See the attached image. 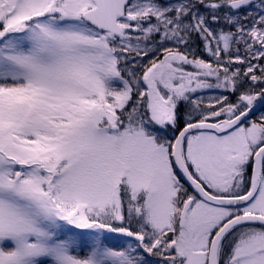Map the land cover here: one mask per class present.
I'll list each match as a JSON object with an SVG mask.
<instances>
[{
    "label": "snow or ice",
    "instance_id": "6c2138e0",
    "mask_svg": "<svg viewBox=\"0 0 264 264\" xmlns=\"http://www.w3.org/2000/svg\"><path fill=\"white\" fill-rule=\"evenodd\" d=\"M0 264H264V0H0Z\"/></svg>",
    "mask_w": 264,
    "mask_h": 264
}]
</instances>
